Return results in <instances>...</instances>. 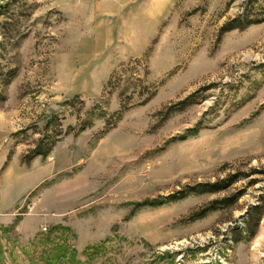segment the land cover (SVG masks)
Here are the masks:
<instances>
[{
    "label": "rangeland",
    "instance_id": "374dc122",
    "mask_svg": "<svg viewBox=\"0 0 264 264\" xmlns=\"http://www.w3.org/2000/svg\"><path fill=\"white\" fill-rule=\"evenodd\" d=\"M0 124V264H264V0H13Z\"/></svg>",
    "mask_w": 264,
    "mask_h": 264
},
{
    "label": "crops",
    "instance_id": "0c3cea01",
    "mask_svg": "<svg viewBox=\"0 0 264 264\" xmlns=\"http://www.w3.org/2000/svg\"><path fill=\"white\" fill-rule=\"evenodd\" d=\"M5 127L0 124V221H9L17 203L52 173L49 164L40 165L39 158L31 163L21 161V150L11 156L6 146ZM4 223V222H3Z\"/></svg>",
    "mask_w": 264,
    "mask_h": 264
},
{
    "label": "built area",
    "instance_id": "2783aa9c",
    "mask_svg": "<svg viewBox=\"0 0 264 264\" xmlns=\"http://www.w3.org/2000/svg\"><path fill=\"white\" fill-rule=\"evenodd\" d=\"M6 7V0H0V11Z\"/></svg>",
    "mask_w": 264,
    "mask_h": 264
},
{
    "label": "bare ground",
    "instance_id": "6f19581e",
    "mask_svg": "<svg viewBox=\"0 0 264 264\" xmlns=\"http://www.w3.org/2000/svg\"><path fill=\"white\" fill-rule=\"evenodd\" d=\"M13 0H6V5L12 2Z\"/></svg>",
    "mask_w": 264,
    "mask_h": 264
}]
</instances>
